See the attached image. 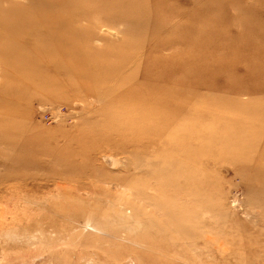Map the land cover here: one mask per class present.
<instances>
[{"label":"rangeland","instance_id":"1","mask_svg":"<svg viewBox=\"0 0 264 264\" xmlns=\"http://www.w3.org/2000/svg\"><path fill=\"white\" fill-rule=\"evenodd\" d=\"M60 10L0 33V264H264V0Z\"/></svg>","mask_w":264,"mask_h":264},{"label":"bare ground","instance_id":"2","mask_svg":"<svg viewBox=\"0 0 264 264\" xmlns=\"http://www.w3.org/2000/svg\"><path fill=\"white\" fill-rule=\"evenodd\" d=\"M93 0H49L45 2L52 5L50 11L44 12L42 10L30 11L29 15L23 14L22 18L17 15H21V11L6 13V16L0 25V33L6 35H21L26 32H36L41 35H47V38H41L46 45L56 47L57 50L61 51V48L73 47V40H69V43L64 42V36L68 35L69 28H63L68 20L66 13H61V8L65 6L70 7V14L72 16L83 15L86 17L88 12L79 11L81 3L91 4ZM59 8V9H58ZM58 9V10H57ZM17 14V15H16ZM68 30V31H67ZM71 33V32H70Z\"/></svg>","mask_w":264,"mask_h":264}]
</instances>
